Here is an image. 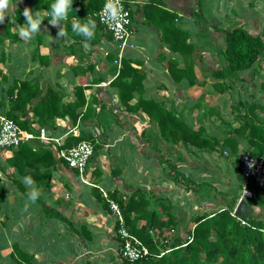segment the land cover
<instances>
[{
	"label": "crops",
	"instance_id": "1",
	"mask_svg": "<svg viewBox=\"0 0 264 264\" xmlns=\"http://www.w3.org/2000/svg\"><path fill=\"white\" fill-rule=\"evenodd\" d=\"M47 1L50 7L38 11L43 21L41 30L30 40L19 36V24L13 20L14 6L11 2L5 12V21L0 24V114L9 110L8 90L17 80L36 81L41 97L50 90L58 92L61 107L74 103L77 100L75 89L83 87L85 103L78 109L82 116L76 123L68 115L55 118L52 125L29 123V131L37 136L29 142L35 149L52 147L55 161L50 168L49 185L46 186L45 181L39 179L38 185H34L39 193L35 203L28 198L30 189L21 180L24 176L10 163L18 150L0 149V184L5 190L0 201V264H125L119 245V223L109 207V200L118 202L110 194L116 193L127 201L135 190L142 189L151 201L149 208L155 206L153 200L164 199L166 205L170 206L168 212L180 216L188 224L199 214L198 211L205 212L215 205L203 206L206 196L200 189L210 182L201 175L204 170L194 165L188 166L183 161L191 155L213 159L216 163V158L217 161L220 159V152L186 148L183 144L169 145L147 114L141 110L138 113L127 111L119 99V90L112 86L122 61L131 60L133 66L145 71V99L162 101L167 109H175L195 129L203 125L209 135L222 137L227 126L221 118L235 127L244 124V121L241 125L236 124L237 121L226 117L223 112L228 102L234 104L232 96L236 94L235 88L239 84L255 88V93H250L245 102L239 100L238 103L244 106L242 114L247 113L249 104H255L256 113L264 117V92L257 89L264 72L256 73V69L262 65L257 63L244 72V81L236 83L225 94H215L216 101L220 103L212 108L218 114L208 113L207 117L204 116L206 107L198 98L192 99V95L195 92L201 94L205 82L203 76L220 66L216 53L218 47H223L220 29L234 24L259 33L264 28V0H246L254 1L255 8L252 3L246 4L245 0H206L210 1L209 5L212 2V6L206 11L203 5V19L199 23L189 13L191 8H195L197 0H161L165 8L178 13L177 25L190 31V41L201 49L198 50L196 67L199 82L192 87L185 83L177 86L171 79L167 70L169 59L178 58L180 66H183V59L162 43L158 30L145 23L141 8L150 0H125L132 11L133 37L123 53L109 32L100 27L89 13L93 7L91 0H72L67 19L55 27L48 21L52 19L51 5L56 0ZM238 1L242 4L241 9L245 8L242 10L244 13L238 10ZM30 8L36 11L34 3ZM206 19L210 22H206ZM88 20L95 24L91 39L77 35L72 28L73 21L84 24ZM62 27L66 35L57 39ZM205 33L209 34V39ZM201 34L205 39H200ZM50 35L53 39H50ZM260 85L263 88L264 84ZM139 97L140 94L135 93L131 104H135ZM39 99L34 100L33 106ZM188 101H192L191 104ZM197 103L200 107L196 106ZM232 107L229 114L233 116ZM30 108L29 105L28 117L33 119L34 113ZM211 117L218 120L214 121L212 128L205 125V121ZM42 129L53 141L38 138ZM82 135L98 145L86 174L90 184L83 182L79 173L68 167L60 156L67 138ZM239 147L241 150L245 147L242 140ZM224 154L228 155L227 152ZM178 159H182V162L176 165L177 170L182 172L181 177L185 176L187 182L192 184L191 190L184 192L185 198L182 199L179 195L181 192L176 191L179 187L173 165L168 164L178 162ZM158 210L162 218H168V212ZM145 223V220L139 221L138 227ZM154 233L159 238L170 233L173 235L168 231L162 234L155 230ZM16 247L22 252L19 261L15 257Z\"/></svg>",
	"mask_w": 264,
	"mask_h": 264
},
{
	"label": "trees",
	"instance_id": "2",
	"mask_svg": "<svg viewBox=\"0 0 264 264\" xmlns=\"http://www.w3.org/2000/svg\"><path fill=\"white\" fill-rule=\"evenodd\" d=\"M11 3L14 6L13 20L21 26L26 23L23 10L26 7L30 8L32 3L36 11L50 7L47 0H11ZM90 3H93V7L89 9V13L93 15L102 9L104 0H91ZM141 9L145 23L158 30L162 43L183 59V66H180L176 57L170 58L167 63V70L173 83L177 86L181 83L191 87L197 85L199 79L196 67L198 50L201 49L190 41L192 35L190 31L177 25L178 13L165 8L161 0H150ZM202 11V0H197L195 8H191L189 13L199 23L203 19ZM208 21L206 19V22ZM199 26L205 29L204 26L200 24ZM100 27L104 28L101 25ZM220 32L224 40L223 47H218L216 50L220 66L208 73L215 91L218 94H225L236 83L244 81L243 73L251 70L255 64L260 63L264 68V28L259 33H253L238 25L220 29ZM204 35L209 39L208 33ZM203 38L201 34L200 39ZM132 63L131 60L124 59L117 77L112 82V86L119 90V99L127 111L138 113L141 110L147 114L150 121L158 126L162 139L169 145L183 144L186 148L196 147L201 151H216L220 154L227 152L228 156L235 159V171L243 187L245 179L241 174L239 163L241 140L245 146L247 145L246 149L250 154L264 155V117L256 113L257 106L255 104L247 106V113L242 116L244 124L239 127L220 117L226 124L227 130L223 132L222 137L209 135L203 125L195 129L175 109H167L164 102L145 99L143 92L146 73ZM205 76L208 77V74L206 73ZM135 93L140 94V97L132 105L131 101L134 100ZM8 95L10 108L5 114L27 131L31 122H37L41 126L52 125L55 118L67 115L76 123L82 116L78 109L85 103L83 87L75 89L77 100L74 103L61 107L58 92L50 90L46 96L41 97L39 84L28 80L15 81L9 88ZM37 99L39 101L33 106L34 100ZM29 105L34 113L33 119L28 117ZM198 105L199 103L196 104ZM208 113L218 114L215 109L206 107L203 115L207 117ZM89 139L84 135L70 137L65 140L62 148L68 149L82 140H87L93 143L96 153L98 145L94 140ZM41 148L35 149L30 142H23L10 163L17 167L23 176H31L36 185L39 179V181L44 180L45 185L48 186L51 179L50 168L55 164L54 152L52 147ZM168 164L173 165L177 179L180 173L173 163ZM248 189L252 192V197L245 200L253 209L251 214L240 218L233 215L241 198L235 196L231 201L232 207L225 206L215 213H204L194 217L192 219L194 225L191 229H188L180 216L168 212L170 206L166 205L164 199L153 200L155 206L149 208L151 201L146 198V193L142 189L135 190L127 201L119 198L116 193H111L110 197L117 200L121 208L129 233L137 237L150 251L148 257L137 261L124 259L125 264H264V220L254 218L256 208L264 210V194L251 183ZM3 193H5L4 186L0 184V201L3 200ZM98 196L101 199L102 195ZM158 209L168 212V218H162ZM141 220H145L146 223L138 227ZM155 230L162 234L164 231L172 232L173 235L160 240L158 234L154 233ZM15 253L16 259L21 260L22 252L18 247L15 248Z\"/></svg>",
	"mask_w": 264,
	"mask_h": 264
},
{
	"label": "built area",
	"instance_id": "3",
	"mask_svg": "<svg viewBox=\"0 0 264 264\" xmlns=\"http://www.w3.org/2000/svg\"><path fill=\"white\" fill-rule=\"evenodd\" d=\"M93 17L111 34L112 39L120 45L123 53L133 37V16L126 1L104 0L102 9L94 13ZM36 137L30 131L20 128L6 114H0V149H18L21 143L29 142ZM38 138L44 141H53L43 129L39 131ZM94 153L93 143L82 140L74 147L62 149L60 156L71 169L79 173L83 182L89 183L86 174L90 169V162ZM239 163L241 174L245 179L242 197H252V192L248 189L249 183L255 185L264 194V155L254 156L249 152L242 153ZM109 204L120 225L118 235L122 257L131 262L148 257L150 255L149 249L127 230L120 206L111 200H109ZM233 215H235V211Z\"/></svg>",
	"mask_w": 264,
	"mask_h": 264
},
{
	"label": "rangeland",
	"instance_id": "4",
	"mask_svg": "<svg viewBox=\"0 0 264 264\" xmlns=\"http://www.w3.org/2000/svg\"><path fill=\"white\" fill-rule=\"evenodd\" d=\"M209 2H207L206 0H203L204 9L206 11H207L206 8H208L209 6H210V9H211L212 2L210 3V5H209ZM245 2L248 5H250L252 3L253 7L254 8L256 7L255 4H254L255 3L254 1H252V2L249 1L248 2V1L245 0ZM245 2H243V4H245ZM238 4H239L238 5V10H240L242 13H244L245 11H242V10H244L245 8L241 9V7H242L241 5L242 4L240 3V1H238ZM233 10L236 11L235 9H233ZM237 13H239V12H237ZM195 19L196 18H194V20ZM232 25H234V24H232ZM235 26H238V25H235ZM235 26H231V27L233 28ZM221 42L224 44V40L223 39H221ZM262 71L264 72L263 65L261 67H258V69H256V73L257 74H261ZM207 74H208V77L207 76H203V78H205L206 82L202 84L204 89L200 90L201 94H198L197 92L193 93V95H192L193 98L192 99L195 100V99L198 98L200 100V102L202 103L203 107L212 108V107H215L216 105H219L220 102L216 101V99H215V94H218V92H216L215 89L213 88L212 81H211V78H210V73H207ZM262 77L264 79L263 75H262ZM263 79L258 81V85L259 86L257 87V89L259 91H261V93L264 92V91H262V90H264V86L262 88L261 85H260V84H264V80ZM253 89H255V88L253 87L252 89H250L248 85H246V86L244 85L243 86V85L239 84L235 88L236 94H234L232 96V101L234 102V104L232 105V104H229V102H228L226 104V106L223 108V112L226 115V117H230L231 120L237 121V123L235 122L236 124H240L241 125V122L243 121L242 120L243 114H242L241 110L243 109L244 106L242 104L238 103V102H239V100L240 101L241 100L244 101L245 99H248V96L251 95L250 93H255V91ZM252 90H253V92H252ZM244 96H246V97L244 98ZM260 96H261V94H260ZM199 97H201L203 99H201ZM191 102L192 101H188L189 104H191ZM231 107L234 110L233 116L229 114ZM262 108H263V103H262ZM236 112H239L240 114H237ZM212 117H211L210 120L205 121V125H207L209 127L211 126V128L213 127L214 121L218 122L217 119H212ZM217 132L219 133V132H222V131L218 130ZM246 146L240 151V155L242 153L248 152V150L246 149ZM219 157H220V159L218 161H217V158H216V163H215V161L213 159L207 160V159H205L203 157L202 158L201 157L195 158V157H192L191 155H188L187 156L188 159H185V161H183L188 166L189 165H194L196 168H200L201 171L204 170L201 175H203V177H205L204 179L206 181H210V182H208L209 183L208 185H205V186H203V188L200 189L204 193V195L206 196V199L203 202V206L204 205H210V204L212 205V204H214L215 207L208 208V209H206L205 212L198 211L199 214H197V216L201 215L202 212H203V214L204 213L212 214V213H215V212L219 211L220 209H222L225 206L229 207L231 205V203H232L231 202L232 198H234L235 196H237V197L240 196L241 198H243L242 197V193H243L244 186L242 187V184L240 183V180L238 178V174L235 171L236 170V168H235V159L230 157V156H228L227 154H224V153L220 154ZM175 160H177V159H174L173 161H175ZM181 162H182V159H178V162H173V164H174L175 167H177L176 165H178V166L181 165ZM176 170H177V168H176ZM177 172L180 173V176L176 179V185H177V187H179L178 188L179 190L176 189V191L181 192V194H179V195L181 196V199H182L183 197L185 198V196H184L185 193L184 192H186V191L188 192V191L191 190L192 184H189L187 182V179L184 176L181 177L183 175L181 171L177 170ZM183 189L185 191H182ZM180 206H181V203L178 205V208H180ZM230 207H232V205ZM184 211L188 212L187 210H184ZM178 212H179V210L177 211V213ZM255 212L256 213L254 214V218H261V219L264 220V210L261 211L260 209L256 208ZM193 225H194V222L192 220L188 221V224H187L188 229H191L193 227ZM171 235L172 234L170 233L167 236H171ZM163 237H164V235H162L160 237V240H161V238L163 239Z\"/></svg>",
	"mask_w": 264,
	"mask_h": 264
},
{
	"label": "clouds",
	"instance_id": "5",
	"mask_svg": "<svg viewBox=\"0 0 264 264\" xmlns=\"http://www.w3.org/2000/svg\"><path fill=\"white\" fill-rule=\"evenodd\" d=\"M10 2L11 0H0V24H3L5 21V12L10 6ZM71 7L72 0H56V2L51 5L52 19L48 21L49 24L54 27L59 26L61 21L67 19V14ZM23 17L26 23L22 26L18 25V33L22 39L30 40L41 30L43 21L40 19V13L38 11H36L34 15L32 9L27 7L23 10ZM72 28L77 35H83L86 39H91L94 35L95 24L91 20H88L84 24H81L79 21H73ZM65 35V30L62 27L59 30L57 39ZM50 39H53L51 35ZM21 180L30 189L28 193L29 200L35 203L39 195L38 190L34 186L35 181L31 176H24Z\"/></svg>",
	"mask_w": 264,
	"mask_h": 264
},
{
	"label": "water",
	"instance_id": "6",
	"mask_svg": "<svg viewBox=\"0 0 264 264\" xmlns=\"http://www.w3.org/2000/svg\"><path fill=\"white\" fill-rule=\"evenodd\" d=\"M252 211L253 209L249 207L246 200L244 198H241L235 208V216L240 218L243 215L251 214Z\"/></svg>",
	"mask_w": 264,
	"mask_h": 264
}]
</instances>
